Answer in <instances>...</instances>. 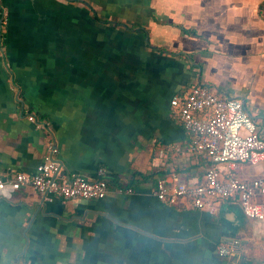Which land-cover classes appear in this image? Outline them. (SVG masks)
I'll use <instances>...</instances> for the list:
<instances>
[{
  "label": "crops",
  "instance_id": "0c3cea01",
  "mask_svg": "<svg viewBox=\"0 0 264 264\" xmlns=\"http://www.w3.org/2000/svg\"><path fill=\"white\" fill-rule=\"evenodd\" d=\"M1 9L0 179L34 174L51 146L64 174L103 169L110 192L46 203L25 186L0 196V264H264V220L245 217L236 198L210 213L151 195L157 180L204 182L207 161L189 152L193 135L169 105L192 86L242 101L264 139V0H0ZM221 174L264 178V162ZM120 185L134 194L114 192ZM233 242L237 251L220 256Z\"/></svg>",
  "mask_w": 264,
  "mask_h": 264
},
{
  "label": "built area",
  "instance_id": "2783aa9c",
  "mask_svg": "<svg viewBox=\"0 0 264 264\" xmlns=\"http://www.w3.org/2000/svg\"><path fill=\"white\" fill-rule=\"evenodd\" d=\"M6 12L0 10V58L4 56ZM170 108L177 110L182 127L192 133L188 150L203 155L207 168L202 184L187 186L178 181L174 186L157 180L151 195L159 202L186 204L194 209L208 208L216 211L218 200L236 198L243 215L249 219L264 220V178L241 180L232 174L223 176L224 167L233 170L243 163L256 165L264 162V139L258 135V127L245 111L242 101L222 98L204 86H192L183 96L174 95ZM37 129H46L47 123L27 116ZM45 157L32 175L17 173L11 179H0V196L9 199L22 187H31L43 202L61 200H102L110 192L103 169H98L91 179L79 174L63 173L62 165L53 158L54 149L48 148ZM162 153V152H161ZM119 195H132L127 186L113 189ZM236 243L218 247L220 256H229L237 251Z\"/></svg>",
  "mask_w": 264,
  "mask_h": 264
},
{
  "label": "water",
  "instance_id": "95a60500",
  "mask_svg": "<svg viewBox=\"0 0 264 264\" xmlns=\"http://www.w3.org/2000/svg\"><path fill=\"white\" fill-rule=\"evenodd\" d=\"M245 109V108H244Z\"/></svg>",
  "mask_w": 264,
  "mask_h": 264
}]
</instances>
